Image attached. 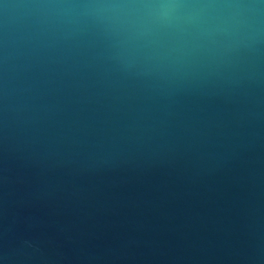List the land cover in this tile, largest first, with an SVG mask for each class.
I'll return each mask as SVG.
<instances>
[{"label": "clouds", "instance_id": "clouds-1", "mask_svg": "<svg viewBox=\"0 0 264 264\" xmlns=\"http://www.w3.org/2000/svg\"><path fill=\"white\" fill-rule=\"evenodd\" d=\"M0 117L67 163L264 142V0H0Z\"/></svg>", "mask_w": 264, "mask_h": 264}, {"label": "water", "instance_id": "water-1", "mask_svg": "<svg viewBox=\"0 0 264 264\" xmlns=\"http://www.w3.org/2000/svg\"><path fill=\"white\" fill-rule=\"evenodd\" d=\"M0 264H264V142L88 166L0 117Z\"/></svg>", "mask_w": 264, "mask_h": 264}]
</instances>
